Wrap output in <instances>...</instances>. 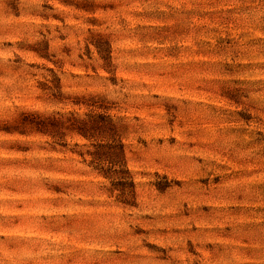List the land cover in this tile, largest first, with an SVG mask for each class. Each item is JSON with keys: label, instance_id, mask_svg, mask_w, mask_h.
Listing matches in <instances>:
<instances>
[{"label": "rangeland", "instance_id": "374dc122", "mask_svg": "<svg viewBox=\"0 0 264 264\" xmlns=\"http://www.w3.org/2000/svg\"><path fill=\"white\" fill-rule=\"evenodd\" d=\"M0 264H264V0H0Z\"/></svg>", "mask_w": 264, "mask_h": 264}, {"label": "trees", "instance_id": "16d2710c", "mask_svg": "<svg viewBox=\"0 0 264 264\" xmlns=\"http://www.w3.org/2000/svg\"><path fill=\"white\" fill-rule=\"evenodd\" d=\"M47 126L48 122H46ZM49 127H55V124H50ZM40 132L43 133V131H41V129H38ZM45 134V133H44ZM85 136V135H83ZM87 138V137H86ZM107 154L106 155H102L99 152L91 153L89 152L88 155L92 157V162L93 164H96V166H103V165H107L106 169H101L102 171H104V174L106 177L110 176L107 174H123V171L121 169V167L123 166V157H122V153L119 152L118 150H116V148H107ZM96 157V159H95ZM102 163V164H101ZM102 168V167H100ZM109 178V177H108Z\"/></svg>", "mask_w": 264, "mask_h": 264}]
</instances>
